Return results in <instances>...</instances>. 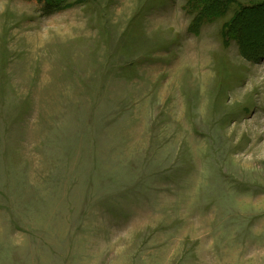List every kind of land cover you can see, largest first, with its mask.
Returning <instances> with one entry per match:
<instances>
[{
  "label": "rangeland",
  "instance_id": "obj_1",
  "mask_svg": "<svg viewBox=\"0 0 264 264\" xmlns=\"http://www.w3.org/2000/svg\"><path fill=\"white\" fill-rule=\"evenodd\" d=\"M49 1L0 0V264H264V57L230 35L264 0Z\"/></svg>",
  "mask_w": 264,
  "mask_h": 264
},
{
  "label": "trees",
  "instance_id": "obj_2",
  "mask_svg": "<svg viewBox=\"0 0 264 264\" xmlns=\"http://www.w3.org/2000/svg\"><path fill=\"white\" fill-rule=\"evenodd\" d=\"M59 0H50L48 8H53ZM201 7L199 18H211L227 8L225 0H195ZM262 23H259L261 22ZM230 35L238 39L242 52L249 58L264 57V1L251 7H244L230 23Z\"/></svg>",
  "mask_w": 264,
  "mask_h": 264
}]
</instances>
